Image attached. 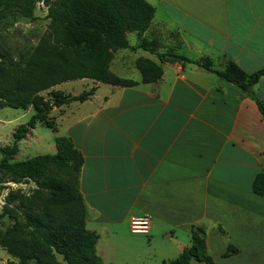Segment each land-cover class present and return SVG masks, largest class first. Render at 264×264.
<instances>
[{
  "label": "crops",
  "instance_id": "obj_1",
  "mask_svg": "<svg viewBox=\"0 0 264 264\" xmlns=\"http://www.w3.org/2000/svg\"><path fill=\"white\" fill-rule=\"evenodd\" d=\"M146 1L155 8L140 38L149 49L133 51L160 65L161 78L143 83L141 75L133 87L90 80L95 94L57 119L45 154L57 152L58 136L82 154L86 228L99 235L104 264L173 261L196 228L214 264H264V195L252 189L264 174V76L246 94L198 64L264 69V0ZM125 56L114 57V74L128 66ZM144 215L150 233L133 234L130 219ZM229 247L237 251L225 256ZM10 262L18 261L0 249V264Z\"/></svg>",
  "mask_w": 264,
  "mask_h": 264
},
{
  "label": "trees",
  "instance_id": "obj_2",
  "mask_svg": "<svg viewBox=\"0 0 264 264\" xmlns=\"http://www.w3.org/2000/svg\"><path fill=\"white\" fill-rule=\"evenodd\" d=\"M39 3L47 6V18L71 56L54 60L36 47L26 58L15 60L0 43V109L27 110L33 106L35 111L26 125L16 129L14 142L0 147V186L36 185L30 196L20 190L10 191L7 196L0 219L7 217L12 224L0 234V246L18 261L16 264H104L96 249L99 235L86 228L87 208L79 189L83 156L73 141L58 136L55 154H39L21 161L15 158L20 152L19 142L37 124L58 132L56 118L51 116L54 108L83 103L96 89L76 96L54 95L53 100L40 98L41 92L80 79L121 87L138 84L117 76L110 67L119 50L149 49L145 39L139 46H130L127 35L136 33L141 38L150 27L155 8L146 0H0V28L17 18L34 19ZM170 59L190 61L177 55ZM198 64L246 94L264 76V69L247 74L234 63L225 70L213 69L208 61ZM135 66L143 83L157 82L163 74L160 65L144 57L138 58ZM258 105L264 118V103ZM252 189L264 195V174L255 177ZM192 238L191 246L164 264H191L193 260L214 264L207 253L204 229H194ZM236 251L229 247L225 256Z\"/></svg>",
  "mask_w": 264,
  "mask_h": 264
},
{
  "label": "rangeland",
  "instance_id": "obj_3",
  "mask_svg": "<svg viewBox=\"0 0 264 264\" xmlns=\"http://www.w3.org/2000/svg\"><path fill=\"white\" fill-rule=\"evenodd\" d=\"M48 8L44 3H39L35 10L34 19H15L2 25L0 28V43L7 50L13 59L26 58L28 54L36 47L46 51L49 56L54 59L69 58L71 50L66 45L61 43L60 37L56 35L55 26L52 25L51 20L47 18ZM129 41L132 44L142 43L141 39L136 33L129 34ZM149 48V47H148ZM134 49L119 50L116 53V60L120 54L125 53L123 61L129 63L127 67L115 70L117 76L125 79H132L135 81L141 80V73L136 68L134 62L137 59ZM139 53H145L143 49H135ZM148 55V53H146ZM117 69V67H115ZM93 82L88 79L72 80L65 83H60L46 91L39 94L40 98L46 100H53V96H76L93 88ZM105 88L104 86L101 87ZM73 103L64 105L59 108H54L51 116L59 119L66 115ZM33 106L27 110L4 108L0 109V147L11 145L14 142L13 134L20 126L26 125L27 122L34 115ZM68 119L59 120L61 131H63L65 121ZM56 133L42 124H37L26 139L19 142L20 152L15 158L16 161L25 160L39 154L49 153V145L53 143ZM36 189L34 183L15 184L4 183L0 186V213L6 204L7 196L10 191H22L26 196H30ZM12 224V221L5 217L0 219V234H2L7 227ZM0 249H4L0 246ZM62 260V257H58Z\"/></svg>",
  "mask_w": 264,
  "mask_h": 264
},
{
  "label": "built area",
  "instance_id": "obj_4",
  "mask_svg": "<svg viewBox=\"0 0 264 264\" xmlns=\"http://www.w3.org/2000/svg\"><path fill=\"white\" fill-rule=\"evenodd\" d=\"M130 230L133 234L148 235L151 231V218L149 215L132 217L130 219Z\"/></svg>",
  "mask_w": 264,
  "mask_h": 264
}]
</instances>
